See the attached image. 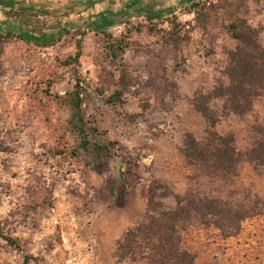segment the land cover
Wrapping results in <instances>:
<instances>
[{
	"label": "rangeland",
	"instance_id": "1",
	"mask_svg": "<svg viewBox=\"0 0 264 264\" xmlns=\"http://www.w3.org/2000/svg\"><path fill=\"white\" fill-rule=\"evenodd\" d=\"M28 1L35 8L27 12L0 5V223L19 246L0 239V264H23L25 256L28 264H143L117 263L115 243L147 221L153 182L177 195L190 186L182 137L201 138L207 126L189 100L212 87L235 47L224 27L229 4L260 28L264 47V0ZM124 9L138 12L120 16ZM100 16L115 18L109 37L89 26ZM173 17L175 30L163 22ZM10 29L61 38L39 48L5 39ZM115 41L123 51L113 57ZM263 117L257 99L252 114L220 117L215 130L232 131L243 152L250 125ZM83 142L106 155L94 161ZM127 170L131 181L121 186ZM232 189L264 198V174L242 162ZM182 237L196 264H264V215L246 220L235 237L197 223Z\"/></svg>",
	"mask_w": 264,
	"mask_h": 264
},
{
	"label": "trees",
	"instance_id": "2",
	"mask_svg": "<svg viewBox=\"0 0 264 264\" xmlns=\"http://www.w3.org/2000/svg\"><path fill=\"white\" fill-rule=\"evenodd\" d=\"M0 5L14 12H27L35 8L28 0H4L0 1ZM226 10L229 17L224 27L227 36L235 42V47L226 52L224 65L214 78L212 87L208 91L197 89L189 100L193 110L207 126L201 138L191 132L184 133L182 137L179 152L186 167L193 172L188 176L190 186L183 195H177L165 182L152 183L146 204L148 219L127 229L116 241L113 257L117 263L196 264L194 255L184 247L182 233L188 227L195 223L213 227L226 239L237 236L246 220L264 215V198L249 190L240 192L232 189V182L238 178L242 162L251 165L256 175L264 174V117L255 119L250 125L248 137L251 145L243 152L237 150L232 131L220 134L215 130L220 117L232 115L243 120L253 113L254 102L264 99L261 30L250 26L239 15V7L231 3L229 10ZM137 12L125 9L120 16L133 18ZM151 15L160 19L158 14ZM163 22L175 30L178 18ZM115 25V18L109 16L96 17L89 24L95 32L107 37V31ZM10 38L39 48H49L59 42L61 36L35 38L19 30H10L5 39ZM76 48L74 61L81 55L79 43ZM111 49L112 56L116 57V52L123 51L121 42L115 41ZM81 104L79 93H76L71 100L72 108L77 112ZM81 146L94 161L106 155L102 146L90 142H83ZM127 181H131L129 170L122 174L120 185L125 186ZM169 199H173L174 206L166 205ZM0 239L10 247L19 249L16 241L4 234L1 223ZM28 261L29 257L25 256L23 264H28Z\"/></svg>",
	"mask_w": 264,
	"mask_h": 264
},
{
	"label": "crops",
	"instance_id": "3",
	"mask_svg": "<svg viewBox=\"0 0 264 264\" xmlns=\"http://www.w3.org/2000/svg\"><path fill=\"white\" fill-rule=\"evenodd\" d=\"M105 2H106V1H103V2H101V4H105ZM106 3H107V2H106ZM141 6L143 7V5L138 4V6H137L136 8H141ZM141 9H142V8H141ZM124 10H125V9H124ZM126 10H128V9H126ZM142 12H143V10H142ZM10 30H11V29H10ZM10 30H9V31H10Z\"/></svg>",
	"mask_w": 264,
	"mask_h": 264
}]
</instances>
